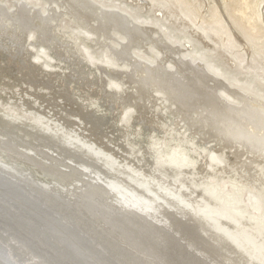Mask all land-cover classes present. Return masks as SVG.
<instances>
[{"label":"rangeland","instance_id":"obj_1","mask_svg":"<svg viewBox=\"0 0 264 264\" xmlns=\"http://www.w3.org/2000/svg\"><path fill=\"white\" fill-rule=\"evenodd\" d=\"M44 1L0 0V21L5 22L0 23V176L22 187L12 174L29 177L36 184L24 188L28 202L41 205L50 184L69 193L81 186L77 174L70 173L73 165L89 173L80 175L88 186L102 184L116 201L150 212L153 222L168 226L182 239L180 245L190 246L207 263L264 264L263 160L241 155L233 146L221 149L200 141L186 131L184 121L163 110L166 103L158 94L145 102L120 94V71L127 62L112 57L123 42L116 31L97 43L88 30L57 16L52 24L61 41L41 44L37 26L23 32L8 22L17 5L45 17L49 5L61 3ZM90 1L150 29L149 43L132 51L135 61L151 65L166 50L173 57L165 61L167 71L180 59L189 68L203 69L211 84L218 83L220 101L234 107L244 102L249 109L264 105V0ZM47 166L59 179L42 178L51 175L44 172ZM62 215L73 225L72 216ZM178 219L194 230L181 229ZM0 242L13 264L33 263L23 261L17 255L23 252L8 239L0 237Z\"/></svg>","mask_w":264,"mask_h":264},{"label":"bare ground","instance_id":"obj_2","mask_svg":"<svg viewBox=\"0 0 264 264\" xmlns=\"http://www.w3.org/2000/svg\"><path fill=\"white\" fill-rule=\"evenodd\" d=\"M46 1L48 5L49 2ZM46 11V16L41 17L26 5H17L14 13H11L13 16H9L10 21L8 22L14 29L23 32L32 26H37L39 30L36 39L40 43L61 41L57 28L52 24V19L57 18V16L59 18L66 16L88 30L94 36L92 39L97 43L107 41L112 30L113 32L116 31L123 36V42L116 48L114 47L112 57L127 62L125 70L122 73L120 71V81L123 83L120 94H127L126 97L129 101L143 102L151 100L154 95L158 94L160 95L159 101L162 104L166 103V106L163 105V110L175 120L184 121L186 131L190 134L196 133L201 137L200 141H204V139L211 141L221 149L233 146L241 152V155L242 153L252 155L255 156L254 159L257 157L256 159L259 158L264 162V105L259 103V106L249 109L246 108L247 103L244 104V102L242 107L240 105L234 107L220 101V97H217L218 91H216L219 86L218 83H216L218 86H214V83L211 84L212 80L207 77L208 74L206 75L203 69L196 66H194L195 69L189 68L190 65L188 66L184 60L181 61L180 59L173 61V71H167L165 61H167L166 59L169 60L171 55L166 50L161 53L162 58L156 59L151 65L135 61L132 59V51L144 43H149L152 39L148 32L150 29L132 24L120 12L102 10L90 0H61L58 8L52 7L51 4ZM2 14L0 11V19ZM154 41L153 43L157 44ZM64 48L68 54L73 53L71 52L72 49H69L70 47ZM162 51H164L163 48ZM171 58L173 59L172 56ZM252 103L250 106L254 105ZM12 148L14 149V147ZM70 167L71 175L77 174L78 182L81 184L76 190H70L69 193L56 187L58 184L56 186L50 184L49 190H47V186L45 189L47 191H43L39 185V189L48 197L45 203H41L51 210L47 209L53 215L50 217L46 216L47 210L42 208V204L33 202L31 205L29 204L28 200L31 197L28 199L24 188L36 184L29 182V177L24 178L12 174L18 183L23 184L22 187L15 181L11 182L0 176V237L8 239V242L13 244L12 246L23 252L20 255L17 254L23 261L31 260L33 261L32 264H170L174 258L176 264H213L200 258L190 246L188 248L183 244L180 245L179 241L182 239L169 231V227L165 224L153 222L150 219V212L145 210L139 212L138 209L129 208L123 205L121 201H116L120 199H113L112 193L102 184L100 186L97 184L88 186L80 175H88L89 173L73 165ZM44 172L51 174L49 176L47 174V177L44 175L42 178L45 180H52L49 178L59 179L54 176L57 173L50 166L45 167ZM58 176L60 177V175ZM111 188L117 194L122 195L121 190L116 187ZM32 205H36V208ZM42 214L44 215L42 216ZM62 214L72 216L73 225L64 223L65 218ZM51 216L63 226L58 225L57 222L55 225L56 219H52ZM183 221L184 223H182ZM176 223L177 225L180 224L183 230L184 228L187 229L186 226L190 229L194 228L192 227L193 224H190L189 227L187 221L185 222L183 219H178ZM86 236L92 238L96 244L93 245L91 241L85 238ZM68 244L76 246L78 250L75 248L72 253L70 249L73 247L72 245L67 247ZM186 244L189 245L190 243L186 242ZM3 245L5 246L4 242H0V263L13 264L9 259L12 256H6ZM97 246L102 247L107 253H103ZM74 250L78 251L77 255ZM195 250L198 251L196 248Z\"/></svg>","mask_w":264,"mask_h":264}]
</instances>
